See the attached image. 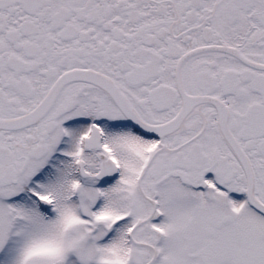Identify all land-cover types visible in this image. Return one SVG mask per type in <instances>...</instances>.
Listing matches in <instances>:
<instances>
[{
	"label": "snow or ice",
	"instance_id": "6c2138e0",
	"mask_svg": "<svg viewBox=\"0 0 264 264\" xmlns=\"http://www.w3.org/2000/svg\"><path fill=\"white\" fill-rule=\"evenodd\" d=\"M0 264H264V0H0Z\"/></svg>",
	"mask_w": 264,
	"mask_h": 264
}]
</instances>
